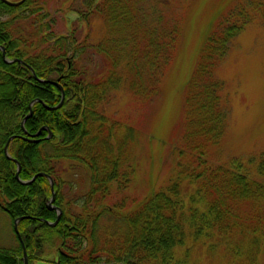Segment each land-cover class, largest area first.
<instances>
[{
    "label": "trees",
    "instance_id": "obj_1",
    "mask_svg": "<svg viewBox=\"0 0 264 264\" xmlns=\"http://www.w3.org/2000/svg\"><path fill=\"white\" fill-rule=\"evenodd\" d=\"M137 6L138 0H90L84 11H63L65 25L74 29L57 36L47 28L44 1L9 6L0 0V210L13 224L24 218L18 228L30 264H184L179 254L189 252V244L207 243L220 235L222 248H227L225 242L233 233L248 239L251 248L264 246V156L250 167L256 170L254 177L238 168L237 160L217 165L209 155L225 137L228 108L216 74L247 21L238 10L220 22L201 49L185 95L184 132L175 150L174 176L132 207H126L125 200L112 201L116 191L128 187L134 170L117 133L119 125L101 107L120 88L119 68L128 55L124 47L132 48L134 60H140ZM93 17L101 22L96 26L105 37H93ZM128 32L134 41L124 44ZM32 35L37 39L28 42ZM150 41L146 47H151ZM2 47L6 59L31 66L39 79H60L64 105L49 110L35 103L28 117L33 101L55 107L61 91L52 83L38 82L24 63L5 62ZM95 55L102 57V74L88 70L92 64L86 61ZM142 66L135 63V75L130 77L141 74ZM154 78L155 74L145 75L140 92L130 82L131 91L150 101L159 91ZM13 136L19 138L9 144V159L5 146ZM15 161L21 165L22 181L44 175L23 185L16 179ZM65 162L73 166L68 173L62 167ZM77 168L90 178L79 212L67 177ZM47 176L55 184L53 205L62 211L55 226L48 224L56 222L58 214L48 206L52 191ZM199 211L203 213L197 215ZM14 235L17 247L0 248V264H24L23 248Z\"/></svg>",
    "mask_w": 264,
    "mask_h": 264
},
{
    "label": "rangeland",
    "instance_id": "obj_2",
    "mask_svg": "<svg viewBox=\"0 0 264 264\" xmlns=\"http://www.w3.org/2000/svg\"><path fill=\"white\" fill-rule=\"evenodd\" d=\"M41 1L49 13L47 28L57 36H66L70 28L74 29L65 25L63 11H84L90 3V0ZM137 9L140 60H134L130 53L132 48L124 47L128 55L119 68L120 88L112 94L109 103L101 107V111L119 125L117 133L122 145L127 146L134 170L128 187H123L121 192L114 191L112 201L125 200L126 207H132L150 191L166 186L174 176L173 162L184 132V103L189 81L208 38L235 10L247 21L226 58L217 66L216 78L222 89L220 96L228 108V118L223 144L212 148L209 155L210 161L217 165L237 160L238 168L256 177V170L250 167L264 156V0H138ZM92 19L93 37H105L96 26L101 22L97 17ZM36 39L35 35L27 37L28 42ZM148 40L151 47H146ZM130 41L134 40L128 32L123 35V42ZM86 62L92 64L88 69L91 73L102 74L104 65L100 55L89 57ZM135 63L144 64L136 78L130 77L135 75ZM149 74H155L153 82L158 81L159 91L147 101L131 91L130 82H134L140 92L144 88L143 77ZM62 167L66 169L64 173L73 169L67 162ZM67 177L73 184L70 196L77 198L79 212L81 197L90 190L89 175L77 168L76 174ZM220 238L219 235L207 243L204 240L194 246L189 244V252H181L180 260L184 264H264V246L251 248L248 239L233 233L225 242L227 248H222ZM16 247L13 221L0 210V248ZM36 264L47 263L38 261Z\"/></svg>",
    "mask_w": 264,
    "mask_h": 264
},
{
    "label": "water",
    "instance_id": "obj_3",
    "mask_svg": "<svg viewBox=\"0 0 264 264\" xmlns=\"http://www.w3.org/2000/svg\"><path fill=\"white\" fill-rule=\"evenodd\" d=\"M23 1H24V0H22V1H20V2H11V1H8V0H4V2H5L7 5H9V6H19L21 3H23ZM3 51H4V50H3ZM3 55H4V59L6 60L7 63H14L15 61H18V62L23 63L21 60L8 61V60L6 59V57H5V52L3 53ZM24 64H25V63H24ZM25 65H26V64H25ZM26 66H27V65H26ZM27 67L31 70V72L33 73L34 77L36 78V80H37L38 82H40V83H48V82L45 81V80L39 79V78L35 75V71H34V69H33L32 67H29V66H27ZM53 84L56 85V86L60 89V91H61V101H60V103H59L57 106H55V107H49V106L46 105L42 100L37 99V100L33 101V102L30 104V114H29L28 117L32 116V107H33V105H34L35 103H40V104H42L45 108H47V109H49V110L60 109V108L63 106V104H64V102H65V97H66L65 92H64V89H63L60 85H58L57 83H53ZM25 121H26V118H25V120L22 122V128H23L24 132H26V129H25ZM37 136H38V134H37ZM15 138H16V136L11 137V138L9 139V141L7 142L6 146H5V154L7 155V157H8L9 159H11V157L9 156V153H8L9 144H10V142H11L13 139H15ZM22 139H25V140H28V141H34V137H25V138H22ZM15 162H16V164L18 165V171H17V173H16V179H17L21 184H23V185H28V184L32 183V182H33L38 176H40V175H44V174H39V175L35 176L31 181H22V180L20 179L21 165H20L19 163H17V161H15ZM47 177H48V179H49V181H50V184H51V190H52V198H51V200L49 201V209H50V210H56V211L58 212V218H57V221H56L55 223H48V224L51 225V226H55V225L58 223L59 219L61 218L62 212H61L60 209L55 208V207L53 206V203H54L55 198H56V193H55V189H54V182H53V179H52L50 176H47ZM23 219H24V218H19V219H17V220L15 221V223H14V229H15V232H16V234L18 235L19 240H20V242H21V245H22V247H23L24 264H29V263H28L27 250H26V248H25L24 241H23L22 237L20 236V232H19V228H18V224H19V222H20L21 220H23Z\"/></svg>",
    "mask_w": 264,
    "mask_h": 264
},
{
    "label": "flooded vegetation",
    "instance_id": "obj_4",
    "mask_svg": "<svg viewBox=\"0 0 264 264\" xmlns=\"http://www.w3.org/2000/svg\"><path fill=\"white\" fill-rule=\"evenodd\" d=\"M2 52L4 53L5 51L2 50ZM3 56H4V55H3ZM5 56H6V55H5ZM53 83H57L58 85H61V84H60V79H58V81H52V84H53ZM53 86H56V85L53 84ZM56 87H57V86H56ZM57 88H58V87H57ZM58 89H59V88H58ZM59 90H60V89H59Z\"/></svg>",
    "mask_w": 264,
    "mask_h": 264
}]
</instances>
